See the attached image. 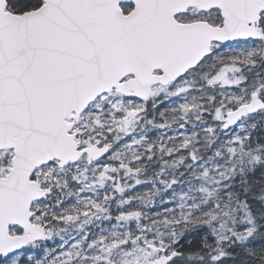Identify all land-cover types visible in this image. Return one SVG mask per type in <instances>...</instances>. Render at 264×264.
<instances>
[{"label":"snow or ice","instance_id":"1","mask_svg":"<svg viewBox=\"0 0 264 264\" xmlns=\"http://www.w3.org/2000/svg\"><path fill=\"white\" fill-rule=\"evenodd\" d=\"M0 264H264V0H0Z\"/></svg>","mask_w":264,"mask_h":264}]
</instances>
